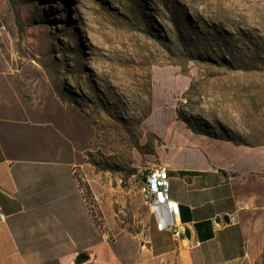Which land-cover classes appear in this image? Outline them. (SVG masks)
<instances>
[{
    "label": "rangeland",
    "instance_id": "374dc122",
    "mask_svg": "<svg viewBox=\"0 0 264 264\" xmlns=\"http://www.w3.org/2000/svg\"><path fill=\"white\" fill-rule=\"evenodd\" d=\"M193 82L195 118L264 150V0H0V140L17 172L22 251L134 264L151 219L133 174L186 142L176 109ZM236 191L250 264H264V172Z\"/></svg>",
    "mask_w": 264,
    "mask_h": 264
},
{
    "label": "crops",
    "instance_id": "0c3cea01",
    "mask_svg": "<svg viewBox=\"0 0 264 264\" xmlns=\"http://www.w3.org/2000/svg\"><path fill=\"white\" fill-rule=\"evenodd\" d=\"M23 111L28 117L31 109ZM184 138L186 142L168 156L165 164L170 169L171 196L180 204V222L189 230L190 238L176 239L171 232H159L150 217L146 245L134 264H250L236 189L246 174L264 172V150L191 131ZM12 163L0 140V205L3 209V202L10 199L16 207L10 215L3 209L6 219L0 220V264H44L37 255L22 251L12 229V219L23 210ZM223 216L230 222H222L217 228L214 220ZM74 258L70 262L60 259L59 264H74ZM93 259L90 253V260L84 264Z\"/></svg>",
    "mask_w": 264,
    "mask_h": 264
},
{
    "label": "built area",
    "instance_id": "2783aa9c",
    "mask_svg": "<svg viewBox=\"0 0 264 264\" xmlns=\"http://www.w3.org/2000/svg\"><path fill=\"white\" fill-rule=\"evenodd\" d=\"M136 189L144 207L159 232H171L173 237H184L185 226L180 222V204L171 196L170 169L166 164L139 168L133 174ZM6 215L0 205V220Z\"/></svg>",
    "mask_w": 264,
    "mask_h": 264
},
{
    "label": "trees",
    "instance_id": "16d2710c",
    "mask_svg": "<svg viewBox=\"0 0 264 264\" xmlns=\"http://www.w3.org/2000/svg\"><path fill=\"white\" fill-rule=\"evenodd\" d=\"M190 60H199L201 59H195L194 57L190 56ZM205 63H209L210 65H215L219 66L222 68H225L227 71H242L245 73H257L261 72V69L257 66H247V67H242L239 68L238 66L234 65L231 62L228 61H223L222 63H217L214 60H206L203 61ZM150 80V77H148ZM198 83L193 82L189 89L182 95V97L178 100L177 103V109H176V114H177V119L188 127L189 130H191L192 133L196 135H202L206 136L210 139L214 140H221V141H227V142H232L233 144L237 146H249L246 143L236 141L235 139H232L230 137H219L215 132H212L208 125L204 123L203 120L195 118L194 115L192 114L193 112H190V109H197V105L195 104L193 98L196 96V91H197ZM151 84L149 83L148 85V91L146 93V101H143L145 103V107L143 109H149L148 112L146 113L145 118H148L151 114Z\"/></svg>",
    "mask_w": 264,
    "mask_h": 264
},
{
    "label": "water",
    "instance_id": "95a60500",
    "mask_svg": "<svg viewBox=\"0 0 264 264\" xmlns=\"http://www.w3.org/2000/svg\"><path fill=\"white\" fill-rule=\"evenodd\" d=\"M222 222L229 223L230 218L228 216H223V217H217L214 220V224L217 228L221 227ZM184 236L188 239L190 238V232L188 229H185ZM89 260H90V252L84 251V252L78 253L75 256L73 263L74 264H84V263L88 262Z\"/></svg>",
    "mask_w": 264,
    "mask_h": 264
},
{
    "label": "bare ground",
    "instance_id": "6f19581e",
    "mask_svg": "<svg viewBox=\"0 0 264 264\" xmlns=\"http://www.w3.org/2000/svg\"><path fill=\"white\" fill-rule=\"evenodd\" d=\"M140 111V110H139ZM145 111V110H144ZM158 113H156L155 115H157ZM139 121V120H138ZM133 122V121H132ZM141 122V121H140ZM126 123H128V122H126ZM130 125V124H129ZM134 128V127H133ZM122 131V130H121Z\"/></svg>",
    "mask_w": 264,
    "mask_h": 264
}]
</instances>
